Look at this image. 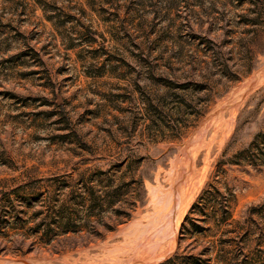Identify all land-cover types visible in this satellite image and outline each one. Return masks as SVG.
Instances as JSON below:
<instances>
[{
  "label": "rangeland",
  "instance_id": "374dc122",
  "mask_svg": "<svg viewBox=\"0 0 264 264\" xmlns=\"http://www.w3.org/2000/svg\"><path fill=\"white\" fill-rule=\"evenodd\" d=\"M261 12L0 0V264H130L124 231L160 209L150 185L175 186L176 233L134 264H264V81L247 89L264 71ZM55 211L80 228L44 236Z\"/></svg>",
  "mask_w": 264,
  "mask_h": 264
},
{
  "label": "bare ground",
  "instance_id": "6f19581e",
  "mask_svg": "<svg viewBox=\"0 0 264 264\" xmlns=\"http://www.w3.org/2000/svg\"><path fill=\"white\" fill-rule=\"evenodd\" d=\"M262 72L256 73L249 80L247 89L248 88H252L256 84H259L261 82L263 83V81H264V71H262ZM254 79L256 81L255 84H254ZM236 104L237 103L231 105L232 108L230 107L231 108L232 115L234 113H236L235 111H237L236 110V108H237V105ZM232 119L233 118H230L229 119L230 125L233 122ZM196 139L197 138H194L190 142V144H195ZM192 146L190 145V148L191 149L193 148ZM192 152L194 153L195 151H192ZM180 161H179V158L178 157L173 160V162H172V169L170 171V174L174 171V168L175 169H176V167L180 168ZM181 174H183V173H181ZM181 174L179 176V180L177 178L178 182L177 181H175V182L180 183L179 181L181 179ZM194 184H195V182H194ZM196 184H198V183L196 182ZM173 185H174V182H173ZM150 187H151V193L153 195V201L155 203L157 202L160 205V209L154 214L153 217H151L150 219H148V223L147 224H143L142 220H136L132 224H130V226H128V229L127 230H125V231H124V229L122 230V231H124L127 234L134 235V238H135L134 245L131 246V248H130V244H128V243H131V241L126 244V248L127 249L133 250V251H131V253L133 254V256H132V259L130 261V264H134L135 263V262H133V261H135L134 259L138 255H140L143 251H147V252L153 251V249H155L156 245H158L160 242H163L167 238H170V244H172L173 243V240H171V239H173L175 237V233H176V229L175 228H176V224H177L176 223L177 221L175 219H176L177 209L174 206V204H179V202H180L179 200H177V190L175 189V186H173V188L171 187L170 188L171 190H166L164 192L160 190L161 186L159 187V186H152V185H150ZM195 187H196V185H195ZM191 188H194V187L192 186ZM188 195H190V194H188ZM181 197H182V194H181ZM173 202H174V204H172ZM181 208L182 207L180 206V209ZM184 208L185 207L183 206V210H184ZM183 210H179V211L182 212ZM179 215H178V217H179ZM137 234H138V236H137ZM155 238H157V240H155ZM171 246H173V245H171ZM115 247L116 248L117 247L120 248L121 246L115 245ZM167 250H166V253L170 252L171 249L169 248V250L168 251ZM112 256H114V255L111 254L107 258L116 260L117 263H121L122 262L120 259H115ZM7 262L8 263H11V264H29V263L13 262V261H10V262L7 261ZM150 262L151 261H149V260L145 261L146 264H148ZM43 263L44 264H48L50 262H48V261L47 262H45V261H39L36 264H43Z\"/></svg>",
  "mask_w": 264,
  "mask_h": 264
},
{
  "label": "trees",
  "instance_id": "16d2710c",
  "mask_svg": "<svg viewBox=\"0 0 264 264\" xmlns=\"http://www.w3.org/2000/svg\"><path fill=\"white\" fill-rule=\"evenodd\" d=\"M254 1V0H252ZM255 3V2H253ZM263 11V10H262ZM261 14H264V12H261ZM48 18L50 20H53V16L49 15ZM64 24V23H63ZM97 33L96 32H92V35H96ZM93 37V42H96V38L94 36ZM91 41V42H92ZM68 48H73L75 47L74 44H68L67 45ZM16 189L17 188H13L12 190H8V193H14L16 192ZM95 196V194H92ZM58 212H52V214H47L45 216V219L47 220L49 218V220L47 221V228L44 229V231L42 232V234L46 237H50L51 235L53 234H56L57 232H54V229L51 228L52 226L51 225H54L56 223H59L61 220L63 221V225L61 226L62 228V232H68V231H71V230H74V231H77L79 228H80V222H78V220H76V215L72 212V211H69V212H64L61 214V215H58L57 214ZM65 214V215H64ZM64 215V216H63Z\"/></svg>",
  "mask_w": 264,
  "mask_h": 264
},
{
  "label": "water",
  "instance_id": "95a60500",
  "mask_svg": "<svg viewBox=\"0 0 264 264\" xmlns=\"http://www.w3.org/2000/svg\"><path fill=\"white\" fill-rule=\"evenodd\" d=\"M251 78H252V77H251ZM255 83H256V81H255V79H254V84H255ZM228 99H229V98H228ZM228 99L225 100L224 102H222L221 104H219V105L217 106V109L207 117V120H209V119H213V118L216 116V113H217L218 109L221 108V106L223 105V103L228 102ZM185 144H186V143H185ZM185 144H182V145H185Z\"/></svg>",
  "mask_w": 264,
  "mask_h": 264
}]
</instances>
